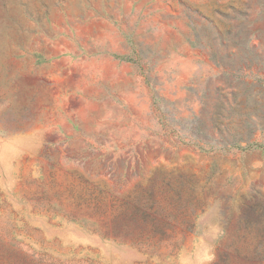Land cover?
Masks as SVG:
<instances>
[{
  "label": "rangeland",
  "instance_id": "374dc122",
  "mask_svg": "<svg viewBox=\"0 0 264 264\" xmlns=\"http://www.w3.org/2000/svg\"><path fill=\"white\" fill-rule=\"evenodd\" d=\"M0 264H264V0H0Z\"/></svg>",
  "mask_w": 264,
  "mask_h": 264
}]
</instances>
